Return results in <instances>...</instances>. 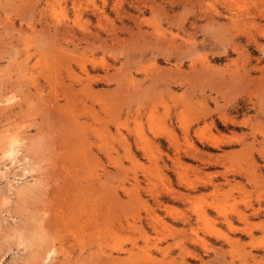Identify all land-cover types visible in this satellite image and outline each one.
Here are the masks:
<instances>
[{
	"label": "rangeland",
	"instance_id": "obj_1",
	"mask_svg": "<svg viewBox=\"0 0 264 264\" xmlns=\"http://www.w3.org/2000/svg\"><path fill=\"white\" fill-rule=\"evenodd\" d=\"M187 247L264 264V0H0V264Z\"/></svg>",
	"mask_w": 264,
	"mask_h": 264
},
{
	"label": "crops",
	"instance_id": "obj_2",
	"mask_svg": "<svg viewBox=\"0 0 264 264\" xmlns=\"http://www.w3.org/2000/svg\"><path fill=\"white\" fill-rule=\"evenodd\" d=\"M212 242V241H211ZM208 243V242H207ZM209 244V243H208ZM211 244V243H210ZM209 244V245H210ZM213 244H217V242H215L214 241V243ZM191 246V245H190ZM215 247V245H210V247ZM191 248H194V247H191ZM190 247H187L186 249L189 251V252H191V253H194V254H197L199 257H200V259H201V262L199 263L198 262V264H222L221 263V260L220 259H218L214 254H211L212 256L211 257H206V256H208L207 254L205 255V254H203L202 252L201 253H195V251L197 250L196 248H194V249H191ZM251 254H252V252H251ZM203 256H205V258L203 257ZM224 261L227 263L228 261H227V259H224ZM186 264H188L187 262H186V260L184 261ZM234 264V263H233ZM248 264H250V263H248Z\"/></svg>",
	"mask_w": 264,
	"mask_h": 264
},
{
	"label": "bare ground",
	"instance_id": "obj_3",
	"mask_svg": "<svg viewBox=\"0 0 264 264\" xmlns=\"http://www.w3.org/2000/svg\"><path fill=\"white\" fill-rule=\"evenodd\" d=\"M9 144H10V142H9ZM215 144V143H214ZM8 151H7V158H8V162L10 163V164H13V165H16V164H19V162H20V160H19V158H18V156H17V154H18V151H16L15 150V146H14V142L12 143V144H10V146H9V149H7ZM26 158V157H25ZM24 158V159H25ZM13 167V166H12ZM6 169H7V167H6ZM4 171V170H3ZM27 172V170H24L23 172ZM29 171V170H28ZM6 172V171H5ZM25 172V173H26ZM3 173V172H2ZM28 173V172H27ZM48 253H50V252H48Z\"/></svg>",
	"mask_w": 264,
	"mask_h": 264
}]
</instances>
